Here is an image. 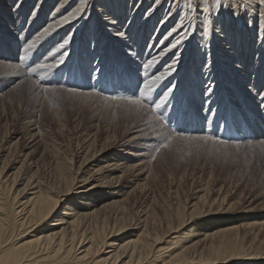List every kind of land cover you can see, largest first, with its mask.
Returning a JSON list of instances; mask_svg holds the SVG:
<instances>
[{
	"label": "rangeland",
	"instance_id": "1",
	"mask_svg": "<svg viewBox=\"0 0 264 264\" xmlns=\"http://www.w3.org/2000/svg\"><path fill=\"white\" fill-rule=\"evenodd\" d=\"M57 1L48 5L41 24L25 37L11 24L7 29L2 26L0 11V181L6 187L13 184L10 193L16 194V207L29 197L32 181L61 189L64 175H87L90 179L83 187L95 188L84 198L85 194L69 197L59 205L58 214L64 206L73 207L69 201L74 200L87 205L88 214L96 211L90 225L95 227L97 220L106 234L113 227L125 228L114 238L117 242L147 226L165 242L181 237L186 247L206 258L217 254L264 264V67L250 92L246 81H251L250 72L255 73L258 64L251 57L234 72L238 78L225 71L220 74L223 83L210 91L201 73L208 61L189 60L181 72L179 66L177 74L152 85V92L142 96L144 83L153 77L141 74L149 39L137 48V41L132 45L126 39L113 46L95 45L88 28L67 47L68 55L64 51L55 55L52 52L63 37L56 41L40 35L37 42L34 36ZM235 1L241 5L244 0ZM36 2L26 8L28 19ZM10 3L14 7L17 0ZM162 4L165 9L167 0ZM153 5L149 0L147 10L133 20L139 24ZM92 17L93 12L87 20ZM135 48L138 56L133 54ZM40 63L55 67L32 72ZM129 98L141 100L143 106L129 105ZM109 158L122 159V164L105 168ZM102 167L105 171L95 172ZM105 172L113 175L112 182ZM48 224L27 237L56 229ZM170 228L175 230L167 231ZM229 228L233 230L223 231Z\"/></svg>",
	"mask_w": 264,
	"mask_h": 264
},
{
	"label": "bare ground",
	"instance_id": "2",
	"mask_svg": "<svg viewBox=\"0 0 264 264\" xmlns=\"http://www.w3.org/2000/svg\"><path fill=\"white\" fill-rule=\"evenodd\" d=\"M54 1L37 0L34 4L35 9L28 19L26 8L31 6L34 0H17L14 7L10 6V0H0V4H2L0 11L3 10L1 11L2 26L7 29L11 24L17 32H20L19 36L28 35L30 28L41 24L48 5ZM162 1L154 0L155 6L153 5L154 7L147 11L145 17L139 20L138 24V20L133 19L138 16L140 18L141 12L147 10L149 0H58L54 11L47 18L46 24L34 37L37 39L42 35L44 39L56 41L63 37L59 40L61 43L57 42L55 53H52L58 55L64 51V56L68 55L70 48L67 47L71 46L76 35H79L80 38L81 35L86 34L88 28L91 29L90 41L95 45L105 43L113 46L120 40L126 39V42L132 45L137 41V48L144 39H149L141 65L142 75L146 73L145 75L154 77L166 71L170 72V75H166L160 81L165 83L171 76L178 73L179 66L182 67L179 71L181 72L183 65H186L189 60L198 63L199 60L205 58L208 61V66H204L201 73L207 81L205 86L210 91H215L214 88L220 82L223 83L220 74L227 71L235 75L234 72L239 70V67H244L241 65L245 64V62L243 63L244 58H247L246 61L250 63L251 57L258 64L255 73L250 72L251 81H246L249 84L248 91L250 92L260 72V67H264V0H244L241 5H237L235 0H188V2L167 0L168 10L167 6L165 9L161 6ZM158 6L161 7L157 8ZM132 8H135V11L132 12ZM84 12H88V14L83 17V20H80ZM92 12V19L87 20ZM126 17L128 20H124ZM128 22L129 24H127ZM135 24H138V29L134 31L133 25ZM167 27L169 29L162 38H159L160 33H163ZM242 27H247V31ZM45 29H47V33H45ZM246 32L247 34H245ZM254 34L257 35V40L254 39ZM65 39L68 40V43L60 48ZM177 40L181 42L177 44ZM136 48L133 54L138 56L139 52ZM92 49L97 51L96 47ZM196 50L197 52H195ZM192 54H196L197 57L193 58ZM170 56H172L171 60L162 69H159ZM149 62H152L150 67L145 68L144 65ZM217 76L218 78L215 80ZM235 76L238 78L240 75ZM219 88L224 92L225 97L228 96L227 92L229 91L226 88H221V85ZM262 93L264 97V92ZM103 152L100 154L101 156L105 154ZM101 159L103 158L100 157L95 162L100 163ZM121 161L122 159L109 158V161L104 165L107 166L105 168L109 169L110 166L114 169L116 166L120 167ZM111 162L113 164H110ZM103 170L105 171L104 167L98 168L95 172L102 173ZM105 173L110 178L108 181L112 182L111 176L113 175ZM89 179L87 175L79 178L77 173L69 177L64 175V181H62L65 186L63 185L64 188L61 189L49 188L40 180L32 181L28 184L29 197L25 203L18 204V207L13 203L16 194L10 193L13 184L12 187H6L3 186L5 181H0V264H242L244 262L248 264L251 262L217 254L214 255V258H206L203 256L204 254H197L196 251H191V248L186 247L184 244L187 242L181 237L174 236L175 238L172 237L168 242H165L164 237L157 233V230L151 229V231L147 226H144L139 234L127 238L125 242H117L114 238L126 230L125 228L113 227L106 234L103 226L102 229L98 228L97 220L93 224L95 227L90 225V220L93 219L96 211L88 214L86 212L88 206L81 202L76 203L74 200L69 201L73 207L64 206L61 213L58 214L59 205L68 202V198L72 195L85 194L81 195L83 198L88 196L89 191L93 190V187L95 188V186L89 189L83 187ZM80 182L83 185L75 189ZM77 190L79 193H76ZM83 198L82 200H85ZM55 215H57L56 220L50 221ZM95 217L98 218V216ZM46 223H49V227L58 230H47L31 237V239L27 237L30 231H35ZM171 230L172 228L167 231ZM231 230L233 228L223 229V231ZM166 244H168L167 247Z\"/></svg>",
	"mask_w": 264,
	"mask_h": 264
},
{
	"label": "snow or ice",
	"instance_id": "3",
	"mask_svg": "<svg viewBox=\"0 0 264 264\" xmlns=\"http://www.w3.org/2000/svg\"><path fill=\"white\" fill-rule=\"evenodd\" d=\"M65 22H67V19H65ZM45 33H47V29H45ZM181 41L180 40H177L176 43L179 44ZM68 43V40L65 39L63 41V43L60 45V48H63L66 44ZM33 47V45L29 44L28 45V48H31ZM173 47H175V45H173ZM60 62L62 63L63 62V57L60 58ZM152 62H149L148 64L144 65L145 68H148L150 67ZM51 67H55V65H48V64H44V63H40V64H37L35 68H32L31 71L32 72H35L37 68H51ZM169 67L171 68V65H169ZM166 75H170V72H164V73H161L160 75H156L154 77H152L151 79L147 80L145 83H144V89H146L145 92H142L141 95L142 96H146L148 93L152 92V85L162 81ZM44 91H49V89H45ZM53 92H55V89H52ZM169 92H171V88L168 89ZM166 95V94H165ZM112 99H117L116 97H113ZM129 105H135L137 107H142L143 105L141 104V100L139 99H127L126 101ZM157 107H159V105H157ZM202 139L204 140H207V137H202ZM163 147H168V144H164Z\"/></svg>",
	"mask_w": 264,
	"mask_h": 264
}]
</instances>
